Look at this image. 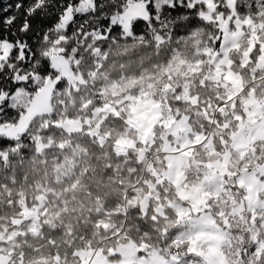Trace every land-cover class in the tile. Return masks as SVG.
<instances>
[{
    "label": "snow or ice",
    "instance_id": "1",
    "mask_svg": "<svg viewBox=\"0 0 264 264\" xmlns=\"http://www.w3.org/2000/svg\"><path fill=\"white\" fill-rule=\"evenodd\" d=\"M0 264H264V0H0Z\"/></svg>",
    "mask_w": 264,
    "mask_h": 264
}]
</instances>
